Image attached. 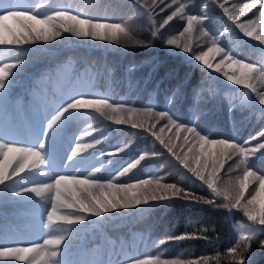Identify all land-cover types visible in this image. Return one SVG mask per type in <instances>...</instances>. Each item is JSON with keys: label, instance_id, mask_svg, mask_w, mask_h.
I'll return each instance as SVG.
<instances>
[{"label": "trees", "instance_id": "16d2710c", "mask_svg": "<svg viewBox=\"0 0 264 264\" xmlns=\"http://www.w3.org/2000/svg\"><path fill=\"white\" fill-rule=\"evenodd\" d=\"M13 2L21 5L15 12H24L31 7L41 14L39 18L54 11L68 10L72 15L79 14L85 19L105 18L108 23L131 27L134 38L144 43L77 38L61 29L62 36L53 41L23 46L0 45V59L5 63H11V57L24 61L9 78L11 82L0 99V131L12 138L20 140V131L31 127L29 109L32 95L37 94L43 102L56 105L70 91L78 90L99 94L101 98L106 97L116 103L126 102L138 109L152 108L153 113L167 112L177 124L195 127L209 139H228L243 144L257 136V140L248 147L264 143L258 135L264 132V105L259 104L258 97L249 96L245 85L229 81L222 74V69L220 72L208 69L194 59L195 54L212 46L210 38L215 36L219 37L218 46L235 59L256 67L264 64V45L246 37L236 26L254 17L253 13H246L233 23L221 7H238L251 0H227V3L225 0H177L175 5L172 0H164V3L156 0L155 4L147 0L153 9L152 20L147 14H142L136 0ZM259 3L257 0V5ZM180 5H184L182 11L160 29V24ZM202 14L208 18L196 25L191 34L185 33L180 37L182 45L190 41V52L165 43L168 38L183 32L187 26V15ZM226 27H230V34L224 32ZM18 28L15 23L12 29ZM155 29L159 31L153 37ZM70 119L87 124L90 136L84 144L102 141L79 153L92 172L100 169L97 175L102 179L116 177L114 183L128 184L150 176L163 177L162 183L176 184L214 203L175 201L168 205L116 209L103 217L89 215L85 221L72 226L71 240L64 254L66 264H129L127 257L134 254L159 256L161 259H202L205 264H239L227 249L237 247L238 243L242 246V236H251L243 259L247 264H264V226L258 220L250 221L242 210L230 211L224 207L226 201L223 196L213 195L207 185L183 168L152 135V132L159 133L165 141L170 137L176 139V126L169 119L141 116L146 125L143 129L130 124L118 125L95 110H83ZM161 129H164L163 133ZM183 135L181 130L177 144L182 142ZM188 135L191 136L190 133ZM125 144L128 148L123 152L114 157L107 155ZM185 150L186 147L179 150L181 155ZM101 152L105 155L101 156ZM152 153L159 155L152 156ZM142 155L144 160L128 173L117 176ZM248 159L251 170L257 176H264V151H258ZM238 165V156L226 162L219 182L221 186L243 176L242 167ZM34 178L35 172L25 176L24 180L34 181ZM259 187V182L251 178L249 188L253 194ZM262 201L264 195L258 196L257 211ZM43 205L44 202L34 194L21 197L11 192L0 194V237L8 241L31 240L34 221L42 216ZM192 232L207 239L160 243L170 235ZM0 264L23 262L0 260Z\"/></svg>", "mask_w": 264, "mask_h": 264}, {"label": "snow or ice", "instance_id": "6c2138e0", "mask_svg": "<svg viewBox=\"0 0 264 264\" xmlns=\"http://www.w3.org/2000/svg\"><path fill=\"white\" fill-rule=\"evenodd\" d=\"M164 3V0H160ZM227 3V0H225ZM264 4V0H259ZM156 0H152L155 4ZM173 5L177 0H172ZM136 4L141 7L142 14H147L148 19L152 20L153 9L148 5L147 0H136ZM21 6L14 3L13 0H0V45L3 46H23L31 45L37 42H48L56 40L62 36L61 29L64 33H70L77 38H93L102 41L114 43L131 42L133 44H143L144 41L136 40L133 36V29L125 27L118 23H108L105 18H81V15H72L71 10L54 11L51 15L40 17V13L31 7L26 8L24 12H15L10 9ZM165 7H169L165 4ZM223 7L229 20L236 23L246 13H253L257 8V0H251L249 3L239 4L238 7L233 5L232 8ZM184 5L176 8V11L168 15L160 24L163 29L178 12H181ZM164 11V8H161ZM208 17L206 14L200 16L187 15V26L179 36L168 38L165 43L174 45L176 48H183V51L190 52L189 43L181 44L180 37L185 33L191 34L194 27L203 22ZM13 20L18 26V30H13L4 22ZM260 24V32L257 33L254 25ZM236 26L244 33L245 36L252 37L256 41L264 44V8L259 9L258 19H250L243 23H237ZM202 30V29H201ZM159 29L152 31V36L156 37ZM225 33L230 34V27H226ZM223 35V34H222ZM219 37H211V47L207 51H201L194 55L195 61L205 65L208 69L221 71V65L228 59H233L227 52H224L217 44ZM215 53H223L224 59L219 63H213ZM11 63H5L0 59V99L3 98L4 91L10 84V77L14 75L24 61L19 57H11ZM234 63L241 65L247 71L240 75L227 72L224 75L229 81L237 85H245L258 97L259 104L264 105V91H258L255 85L256 74L260 73L264 77V64L257 68L254 64H242L239 60ZM83 110H95L101 115H106L108 119L113 120L118 125H131L134 128H145V122L140 119L144 115H154L155 117H164L176 126V139H180L181 130L184 135L180 144L176 139L171 137L165 141L159 133L152 132L163 147L170 153L183 168L192 173L198 180L207 185L215 196H223L226 204L224 207L230 211L233 209L242 210L250 221L264 226V201L261 202L259 211L256 210L255 204L257 197L264 195V176H257L251 170L248 157L255 155L258 151H264V143L256 144L255 147H248L249 144L257 140V136L251 137L243 144L228 139H209L207 135H201L197 128L187 127L184 124H177L167 112L153 113L152 108L138 109L126 102L116 103L109 98H101L99 94L85 91L72 90L69 94L60 99L55 107L49 109L45 106L39 123L41 127L35 138L28 141H21L12 138L10 134L0 131V194L11 192L14 196L21 197L26 194H34L36 198L43 201L45 205L50 204V210L46 207L47 221L45 226L49 229L47 239L43 243H36L32 240L8 241L0 237V260H17L23 264H66L64 254L67 245L71 240L72 226L88 219L89 215L103 217L105 214L116 209L132 208L138 206H151L153 204L168 205L175 201H182L192 204H213V200H206L205 197L196 193L186 191L176 184L162 183L163 177H148L138 179L134 183L119 184L114 183L116 177L102 179L97 175L100 169H94L93 172L84 175L77 166L79 153L84 149L93 148L100 144L101 140H95L92 144H77L72 149V154L68 156V162H63V168L57 167L48 153V141L54 140L59 134L67 121L78 115ZM54 113V114H53ZM50 117V119H49ZM46 121V124H45ZM161 133L164 129L160 130ZM191 134L189 136L188 134ZM89 134L90 133H86ZM260 139H264V132L258 134ZM28 143L30 147L21 146ZM199 146L198 148L196 146ZM186 150L181 155L180 149ZM128 148L125 144L122 148H115L114 152L107 153L109 157H114L118 153ZM101 156L105 153L101 152ZM159 153H152L157 156ZM233 156L239 157V165L242 167L243 176L236 177L235 182L229 181L223 186L220 180L224 175L223 169L226 162ZM145 156L128 164L117 176L128 173L132 168L139 164ZM47 162V167L51 171L47 172L49 182L28 181L24 180L25 176L33 174L36 170H43ZM76 168L75 174L61 175L59 171H68ZM231 171V169H229ZM251 178H255L260 187L255 193L249 188ZM26 184L32 186L27 187ZM246 191L248 195H246ZM67 225L69 227H64ZM203 231V230H201ZM207 239L206 236L198 235L196 232L182 233L180 235H170L161 244L166 242H175L182 240ZM251 236H242L244 241L241 246L230 247L227 249L228 254L233 260H238L239 264H247L243 259V252L247 249V241ZM6 243H27L28 247H5ZM239 249V250H238ZM129 264H205L202 259H161L159 256L144 254H134L127 257Z\"/></svg>", "mask_w": 264, "mask_h": 264}, {"label": "rangeland", "instance_id": "374dc122", "mask_svg": "<svg viewBox=\"0 0 264 264\" xmlns=\"http://www.w3.org/2000/svg\"><path fill=\"white\" fill-rule=\"evenodd\" d=\"M15 3V2H14ZM264 8V4L259 3L257 5V8L255 10V16L250 18V19H258L259 17V9ZM16 8L10 9L11 11H15ZM3 13H0V15H2ZM248 19V20H250ZM247 20H244L243 22H245ZM240 22V23H243ZM5 24L8 25L9 28H13L15 26V22L11 19L7 20L4 22ZM257 33L260 32V24L257 23V25L253 26ZM248 37V36H246ZM251 40H253L256 43L261 44V42L256 41L255 39H253L252 37H248ZM264 45V44H263ZM207 51V50H206ZM230 57V54H228ZM224 59V55L223 53H215L214 55V59H213V63L215 60V63H219L220 60ZM234 60H238L235 59L233 57V59H228L225 61V63L223 65H221V69L223 71L222 74H224L225 72H227L229 75L231 74H236V75H240L242 72L247 71L246 69H243L241 65H237L234 63ZM241 61V60H239ZM242 64H248V63H244L243 61H241ZM214 63V64H215ZM257 68H261L257 67ZM264 70V69H262ZM255 85L258 91H264V89L262 88L264 85V77H262L260 75V73L256 74V81H255ZM249 93L251 92L250 89H248ZM251 96L257 97L255 93H251ZM45 106H47L49 109L55 107L54 103H47V102H43L40 98L39 95L35 94L34 96L32 95L31 98V107H30V113L32 114V123H31V127L28 130H21L20 131V140L21 141H28L30 139L35 138L36 134L38 133L39 128L41 127V124L39 123L40 119H41V115L43 113V110L45 108ZM54 114V113H53ZM50 119V117H49ZM46 124V121H45ZM87 132V124L85 122H79L77 120L74 119H69L67 121V123L64 125V127L62 128V130L60 131V134L54 139V140H50L48 141V153L49 156L52 160H54L55 164L57 165V167H60L61 169L63 168V162L67 163L68 162V156L72 154V149L76 148L77 144H81L84 145V143L87 141V139L89 138V134H86ZM24 147H30L31 145L28 143H24L23 145ZM77 166L79 167L80 171L84 173V175H87L88 173L92 172V170L90 169V165L88 164H84V159L81 156V154H79V158L77 160ZM51 171V169H49L47 167V162L45 164V166H43V170H36L35 171V180L34 181H41L44 183L49 182L48 177L46 175L47 172ZM76 172V168H73L71 170L68 171H59L58 174L61 175H72L75 174ZM32 186L27 185V187ZM48 208L50 210V204L49 205H43V210H42V216L39 217L37 220L34 221V225H33V236L31 238L32 241L36 242V243H43L44 239H47L48 236L46 233H48L49 229L45 226L46 221H47V212L45 211V208ZM17 246H21V247H28L29 245H23V244H14L11 246H6V247H17Z\"/></svg>", "mask_w": 264, "mask_h": 264}]
</instances>
